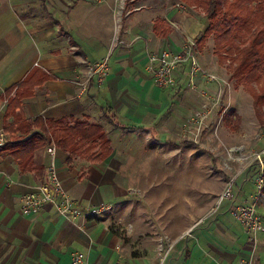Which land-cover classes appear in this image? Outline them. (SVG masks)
I'll list each match as a JSON object with an SVG mask.
<instances>
[{
    "label": "crops",
    "instance_id": "obj_1",
    "mask_svg": "<svg viewBox=\"0 0 264 264\" xmlns=\"http://www.w3.org/2000/svg\"><path fill=\"white\" fill-rule=\"evenodd\" d=\"M176 3L0 0V131L7 144L30 133L26 121L36 118L100 125L110 144L106 155L101 145L92 152L87 146L69 164L54 144L56 165L82 207L114 206L74 222L52 206L23 214L22 197L48 181L49 146L34 154L44 174L25 170L4 150L0 264H76L79 253L80 264H264L263 233L254 247L234 216L255 200L252 184L209 215L228 180L206 147L171 137L192 100H202L194 90L207 83L191 78L188 63L175 71L172 88L161 89L147 69L152 54L183 50L178 31L189 20ZM104 60V81L87 82L88 68ZM80 163L87 165L82 173Z\"/></svg>",
    "mask_w": 264,
    "mask_h": 264
},
{
    "label": "rangeland",
    "instance_id": "obj_2",
    "mask_svg": "<svg viewBox=\"0 0 264 264\" xmlns=\"http://www.w3.org/2000/svg\"><path fill=\"white\" fill-rule=\"evenodd\" d=\"M176 1L175 8L180 10L189 20L187 30L181 29L178 32L184 36L181 45L182 51L192 47L196 58L198 68L195 70L192 65L191 78H197L200 83H207V88L199 93L197 89L194 90L201 96L202 100L200 102H193L194 100H192V107L188 106L184 111L185 116L179 120L176 136L171 137L185 142L189 141V136L185 135L183 124L187 122L188 118L190 119L198 114L208 102L207 97H210L208 100L211 101V105H214L213 112L199 128L201 131L198 137L193 136V141L191 142L197 146H204L211 151L217 167L226 176L228 182L222 194L231 183L233 196L234 194L236 195V192H240L244 186L252 184L254 197H259L257 203L259 215L264 219V196L258 195L259 187L256 181L262 167L261 162L264 163V125L259 122L264 120V109L260 112V116L257 115L250 92L243 86H237L235 81L231 80L232 74L227 67L229 64L222 65L220 63L214 53V42H212V39H208L205 43H198L209 24L201 5L188 7L183 3H178V0ZM205 1L199 0V2ZM179 5H184L186 8L183 9ZM190 41H194L196 47L191 46ZM187 85L189 90L190 88H195L193 82ZM185 88L187 87L185 86ZM231 110L236 112V115L233 116L231 123H227L223 118ZM76 166L78 169L81 167V173L82 169L87 167L83 163ZM221 195L217 198L215 207L208 213L209 215H216L218 213L217 207L223 202L229 201V199L220 201ZM249 203L246 202L242 205ZM250 239L252 240L253 238ZM260 243H263L261 242V237H259L258 246ZM263 249H260L262 253L264 252Z\"/></svg>",
    "mask_w": 264,
    "mask_h": 264
},
{
    "label": "trees",
    "instance_id": "obj_3",
    "mask_svg": "<svg viewBox=\"0 0 264 264\" xmlns=\"http://www.w3.org/2000/svg\"><path fill=\"white\" fill-rule=\"evenodd\" d=\"M180 1L188 7L201 5L209 24L198 43H205L213 38L214 53L220 63L229 64L227 67L232 74L231 80L250 92L256 113L260 116L264 109V0ZM155 31H158V24H155ZM22 85L17 88L18 91L24 87ZM234 115L236 112L231 110L223 119L231 123ZM259 122L264 125V120ZM26 123L31 132L14 139L3 148V151L8 149L15 159L25 163V170H40L44 174V168L34 162V154L53 144L69 154V164H72L76 156L86 151L87 146L92 152L101 145L100 155L103 156L109 152V140L104 129L98 124L76 122L71 126L65 121H45L42 118ZM260 175V192L264 196V166L261 167L257 178Z\"/></svg>",
    "mask_w": 264,
    "mask_h": 264
},
{
    "label": "built area",
    "instance_id": "obj_4",
    "mask_svg": "<svg viewBox=\"0 0 264 264\" xmlns=\"http://www.w3.org/2000/svg\"><path fill=\"white\" fill-rule=\"evenodd\" d=\"M179 7L185 9L184 5ZM191 46L196 47L194 41H190ZM191 48H186L180 52H168L154 53L149 58L148 71L153 75L156 85L161 89L172 88L175 85L174 73L175 71L188 63H191L194 69L197 70L196 58ZM108 70V60L99 62L88 68L87 82L91 79H97L102 83L105 79L106 72ZM210 97H207V103L203 108L192 118H188L187 122L183 124L185 135L189 136L188 142L193 141V136H197L206 120L213 112L214 105L210 104ZM196 117V119H195ZM195 121V122H194ZM194 122V123H193ZM197 133V134H196ZM185 136V137H186ZM192 143V142H191ZM7 144V136L4 131H0V159L3 154V148ZM48 153L51 155V161L48 168V181L47 183L40 184L34 190L26 193L22 197V213L29 215L34 211L40 210L46 206H52L55 208L57 213L64 219L69 221H80L97 218L113 210L114 206L111 204H102L94 208H84L76 200H74L67 190L65 189L59 171L56 165V152L57 148L53 144L48 148ZM262 167L264 163L261 162ZM257 185L259 187V196L261 194L262 179L261 175L257 179ZM233 198L232 183L229 184L228 188L221 195L220 201L225 199L231 200ZM259 197H256L252 203L247 205L238 206L234 211V216L238 222L242 225L243 229L247 234L250 235L252 242L257 245V236L260 233H264V219L261 218L258 212L257 203ZM85 256L82 253L74 254L73 260L76 264H80L84 261ZM243 264H252L251 261Z\"/></svg>",
    "mask_w": 264,
    "mask_h": 264
}]
</instances>
